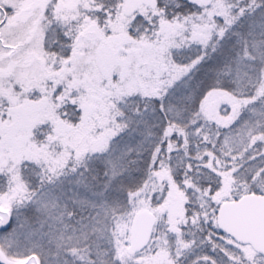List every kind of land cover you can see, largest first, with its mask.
Instances as JSON below:
<instances>
[{"label":"snow or ice","instance_id":"obj_1","mask_svg":"<svg viewBox=\"0 0 264 264\" xmlns=\"http://www.w3.org/2000/svg\"><path fill=\"white\" fill-rule=\"evenodd\" d=\"M0 264H264V0H0Z\"/></svg>","mask_w":264,"mask_h":264}]
</instances>
